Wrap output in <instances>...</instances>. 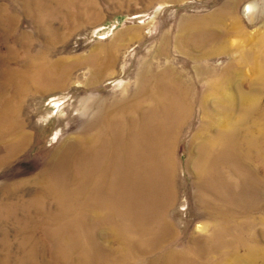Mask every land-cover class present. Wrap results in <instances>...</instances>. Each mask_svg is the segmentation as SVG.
<instances>
[{"label":"rangeland","instance_id":"1","mask_svg":"<svg viewBox=\"0 0 264 264\" xmlns=\"http://www.w3.org/2000/svg\"><path fill=\"white\" fill-rule=\"evenodd\" d=\"M208 16L243 35L176 47L182 24ZM263 33L264 0H0V264H247L250 249L264 248V84L251 89L256 69L238 57L261 45L255 36ZM56 61L69 65L63 83L44 91V72ZM229 66L241 73L224 84L221 69ZM164 74L191 81L178 93L193 104L178 105L186 116L168 143L174 171L161 176L156 206L155 176L130 188L124 171L104 174L107 158L91 152L85 136L105 142L116 121L122 137L133 143L142 133L152 146L166 134L165 122L150 120L170 102L166 83V97L156 86ZM206 92L212 96L201 105ZM242 99L255 106L234 125L235 143L222 136L227 151L214 142L219 121L226 110L242 114ZM137 118L145 133L129 132ZM197 132L204 145L193 143ZM202 147L212 158L210 178L195 167ZM235 161L249 183L228 166Z\"/></svg>","mask_w":264,"mask_h":264},{"label":"bare ground","instance_id":"2","mask_svg":"<svg viewBox=\"0 0 264 264\" xmlns=\"http://www.w3.org/2000/svg\"><path fill=\"white\" fill-rule=\"evenodd\" d=\"M225 22H226V20H225ZM225 22H224V19L221 22V19L218 16H215V17H213V16L209 17L208 16L206 18H203L202 20H195L194 23H189V22L184 23L179 28L178 37H176L174 40L175 45H176V47H178L179 43H182V42H185V45H192L191 44L192 41L194 43L198 42L200 44L204 43V45H208L212 38H215L217 35H219L221 33H226V32H228V33L230 32L231 34H235V35H243L242 31H240L235 26H232L229 28L225 27L226 26ZM232 22L234 23V20ZM214 25L219 27V29L217 30L214 27ZM197 33L200 34V36L198 38H196ZM202 33L204 34V36L201 35ZM200 37H202V38H200ZM255 39L260 41L261 45H258L259 43L257 42V44H255L253 51L251 50L252 52H246L247 51L246 50L245 52H241L239 57H238V60L241 64V66L242 65H251L253 68L256 69L255 71L257 74L252 75L251 83H250V87L252 90L254 89L255 84L257 85L256 87H258V83H260V81H262L264 84V79H263L264 75H262V73H260L261 70L263 71V69H264V33L260 34V35H256ZM236 41L237 40L235 39V42ZM235 42H234V44H235ZM227 47H228V45L226 43L220 45L218 48L219 51L216 54L227 50ZM210 51L211 50H209V52ZM209 52H207V53H209ZM215 52H216L215 49L212 50L210 55L215 54ZM207 56H209V54ZM252 57L254 58V60L253 59L249 60ZM255 59L256 60L259 59L261 61L257 62ZM251 61L253 64H249ZM107 63H106V65H107ZM254 64L256 66H254ZM45 65H47V64H45ZM68 67H69V65H67L63 61L62 62L56 61V62L52 63L48 67L49 70H47V72H44V77H46L44 79L50 84L51 87L50 86L43 87L44 91L53 90L55 88L58 89L63 83L62 81H60V82L58 81V77ZM192 69L194 71H196V67L192 66ZM240 73H241L240 69H238L235 73H233V69L231 68V66L221 69V75L220 76H221V79L223 80L222 83L228 84L229 82L230 83L233 82L232 81L233 78L234 77L236 78L238 75H240ZM55 80H57V82H55ZM156 81H157L156 86H157V88H159V90L157 88H156V90L160 91L162 94L164 92L161 89V84H163V82L166 83L165 86L168 90L167 98H168V102L169 101L170 102L168 105L164 104V106H163L164 110H163V114H161V116L159 115L158 118H155V114L152 113L150 120L152 119V121L153 120L159 121L160 122L159 124L165 122L164 124H166V125L164 128H166V131H165L166 134L164 133L165 134L164 136H162V133H161L162 131H161L159 135L155 136V137H157L156 141L155 142L153 141L152 146H149V145H146L145 138H143V135L141 133V135L137 134L136 135L137 137H134L133 143H131L132 139L131 140L125 139L124 137H122L120 135V131H121L123 125L114 121L112 123V131L109 132V137H110L109 140H106L104 142V138L103 139L101 138L102 140H98V139H96V137L85 136V142H86L87 147H90V151L96 153L97 157L98 156L101 157V155H102V158H104V157L107 158L105 160L104 164L100 163L101 165H100L99 170L101 169L102 171H104V174H107V175L108 174L110 175L112 173H116L117 176H120L121 173L124 171L125 174L128 175L127 178H130V186H129L130 188H136V187L145 188V186H146L145 183L148 181L150 173L152 176H155V177H153L155 180L154 183L158 184V189H157V191L151 190V192L155 193V202H156V206H158L160 203L159 201L161 200V198L163 196V194L161 192L163 191V188H164V181L163 180L161 181V176L163 177L164 173L167 171H170V169H171V171H174L172 162L170 161V159L168 157L169 151L171 150L172 145H170V148H169L168 143L173 141L175 133H176V131L180 125L179 123L182 122V120L186 116L185 115L186 109H183V111H182L183 107H180L178 105H181V103L184 102V104H188L189 106H191V104H193V103L192 102L190 103L187 98H183L184 96H182V95H180V93H178V89H179L180 85L185 84L188 86L191 83L190 80L186 81L185 79H183V77H181L179 75L164 74V75H162V77L157 78ZM56 83H58V84H56ZM209 86L212 90H214L213 92L216 91V93L218 92L221 95L224 94L223 92L225 91V89L223 91V89L219 88V86H217V87L216 86L214 87L213 85H209ZM158 91H156V96L158 97V99H160ZM164 96L166 97V92L164 93ZM211 96H212V93L209 95L206 92L202 97L201 105H205ZM242 97H243V99L250 101L249 97L245 93L242 94ZM243 99L241 101L242 107L244 109L242 114L235 117L234 115L231 114L230 110L229 111L226 110L224 118H221L219 121L221 133L219 136L217 135L218 139L216 137V139L218 141L214 140V142L216 144L222 145L224 150H227V148H226L225 144H222V139H221L222 136L225 135L227 137L228 136L232 137V134L234 133L233 131L237 125L236 123L241 124V123L246 122V120H247L246 118L248 116L245 112L252 110L253 106H255L254 104L246 103ZM254 99L255 100L258 99L257 95L254 96ZM180 101H181V103H180ZM214 103H215V101H214ZM156 115H158V114H156ZM137 120H138V118L136 119V121H133V119L132 120L129 119V123H128L129 132L130 133H139V132L145 133L147 126H144V129H141V127H139ZM146 122H149V119H148V121L146 120ZM177 124H178V126H177ZM234 125H235V127H234ZM239 127L242 128L243 125H242V127L239 125ZM208 128L205 127V129H207V130H208ZM243 132L244 131H241L240 134ZM130 133H127V134H130ZM244 133H246V132H244ZM10 134L16 135L13 138L14 141H17V142L20 141V137H21L20 135L21 134H20L19 130L10 132ZM7 135H8V133L6 134V136ZM202 136L203 135L200 132H197L195 134L194 139H193V143H198V141L201 139L199 141V143H203V145H204V143H206L207 141L203 142ZM234 137H232L233 143H235L236 139L240 138V135L235 133ZM246 138H248V139L246 140L245 143L248 144L251 148L254 147L256 138L250 139L251 135H249V136H245L243 139H246ZM149 142H150V140H149ZM163 143H164V145H163ZM256 143H257V141H256ZM164 146H165V148H164ZM214 159H216V158H214ZM212 165H213L212 158L209 155L207 156V150L205 149V147H202V149H199V155H198L197 159L195 160V167L200 169L203 172V173L201 172L202 175L200 177H204L205 174H206V178H210L209 175L213 176L214 172H211L212 171ZM229 165H231V166L233 165L234 170L239 167L244 180L247 182L248 181L250 182V178L252 177L250 175V172L248 170L246 171L245 168L240 167L238 161L229 162L228 166ZM214 166H216V164H214ZM91 168L97 169V164L91 165ZM234 170H232V171H234ZM104 181L105 180H103V178H102L101 183H102V186L105 187ZM140 181H142L144 183V184L142 183V186H140L138 184V182H140ZM206 181L209 183V180H206ZM160 188H162V189H160ZM149 197H150V195H148V201H149ZM148 214H149V212L143 213V215L141 217L142 223L146 222ZM258 251L261 254L262 252H264V248L260 247V249L259 248L258 249H255V248L250 249V255L248 257V261L246 262L247 264H257V262H258L257 261V258H258L257 254H259Z\"/></svg>","mask_w":264,"mask_h":264}]
</instances>
